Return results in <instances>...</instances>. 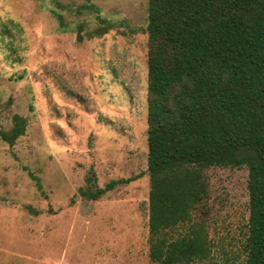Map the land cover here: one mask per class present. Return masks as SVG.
I'll use <instances>...</instances> for the list:
<instances>
[{
    "label": "rangeland",
    "instance_id": "obj_1",
    "mask_svg": "<svg viewBox=\"0 0 264 264\" xmlns=\"http://www.w3.org/2000/svg\"><path fill=\"white\" fill-rule=\"evenodd\" d=\"M148 15L149 0H0V264H159L149 255ZM17 114L25 131L9 142ZM205 172L194 213L212 253L190 264H242L249 169ZM128 178L97 199L82 192Z\"/></svg>",
    "mask_w": 264,
    "mask_h": 264
},
{
    "label": "trees",
    "instance_id": "obj_2",
    "mask_svg": "<svg viewBox=\"0 0 264 264\" xmlns=\"http://www.w3.org/2000/svg\"><path fill=\"white\" fill-rule=\"evenodd\" d=\"M146 31L151 260L210 257L212 241L194 213L208 197L205 171L245 165L242 264H264V0H149ZM24 131L17 114L3 137L13 142ZM133 178L82 192L97 199Z\"/></svg>",
    "mask_w": 264,
    "mask_h": 264
}]
</instances>
